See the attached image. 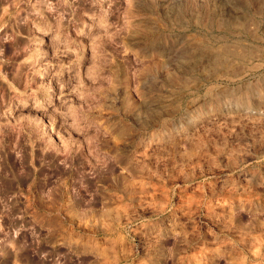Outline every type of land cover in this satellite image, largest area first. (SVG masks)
Returning <instances> with one entry per match:
<instances>
[{"label":"clouds","instance_id":"9594fccd","mask_svg":"<svg viewBox=\"0 0 264 264\" xmlns=\"http://www.w3.org/2000/svg\"><path fill=\"white\" fill-rule=\"evenodd\" d=\"M234 11L0 0V264H264V0Z\"/></svg>","mask_w":264,"mask_h":264},{"label":"rangeland","instance_id":"374dc122","mask_svg":"<svg viewBox=\"0 0 264 264\" xmlns=\"http://www.w3.org/2000/svg\"><path fill=\"white\" fill-rule=\"evenodd\" d=\"M237 0H138V10L149 14L155 12L158 8L160 16L166 21L176 23L179 26H184L190 21L197 19V14H208V9L214 11V15L221 19H232L235 16V6ZM119 6V5H118ZM148 23H151L150 21ZM179 40L185 38L183 33H177ZM138 47L145 51H151L153 48H163V42L159 44H150L148 41H143L137 44ZM129 60L131 58L129 57ZM213 58L205 57L203 54L197 59V62L192 65H181L184 71H199L204 64L211 65ZM130 99L135 101V96ZM127 102V100L125 101ZM138 103V101H136Z\"/></svg>","mask_w":264,"mask_h":264}]
</instances>
